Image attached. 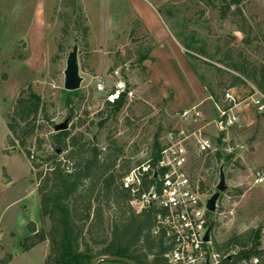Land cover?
<instances>
[{
  "label": "rangeland",
  "instance_id": "rangeland-1",
  "mask_svg": "<svg viewBox=\"0 0 264 264\" xmlns=\"http://www.w3.org/2000/svg\"><path fill=\"white\" fill-rule=\"evenodd\" d=\"M70 1L0 0V264L7 257L3 264H43L48 251L44 243L27 252L20 249L27 235L26 224L39 222L38 199L30 163L17 149L10 155L4 153L5 114L25 86L38 93L49 119L46 122L39 115L37 124L44 128L34 136L46 140L54 126L65 120L70 131L80 124L72 134L92 140L101 150L118 148L120 159L129 160L131 166L155 146L160 147L168 132H200L219 152L231 155L217 164L212 182L215 186L222 165L227 191L219 196L212 215L213 239L222 243L232 234L253 229L258 233L254 244L259 247L264 229V183H254V172L264 171V111L257 112L253 105L252 99L258 97L251 90L253 84L230 64L245 59L264 66V0L240 3L241 15L232 14L237 0H73L74 10ZM226 7L229 10L221 18ZM77 24L88 30L85 48L79 46ZM74 45L78 47L82 83L79 90L68 93L63 90V70ZM163 45L170 58L160 50ZM147 53L148 58L141 62ZM168 59L177 68L167 67ZM114 69L121 72L133 95L118 111H103L104 93L97 92L95 84L103 76L105 88H111L109 75ZM230 75L244 81L227 90L239 105L232 112L239 127L217 131L213 121L218 120L219 112L209 103L196 109L200 112L196 121L191 108L182 117V99L192 95L200 102L202 85L218 94L216 85L220 81L228 87ZM258 92L264 97V88ZM99 112H103L101 120L96 117ZM194 140L189 137L191 143ZM30 142L34 150V139ZM44 151L52 152L47 144ZM234 160L241 168H231ZM202 164L201 158L191 162L195 182L203 180ZM236 189L242 191L241 196L229 195Z\"/></svg>",
  "mask_w": 264,
  "mask_h": 264
},
{
  "label": "trees",
  "instance_id": "trees-1",
  "mask_svg": "<svg viewBox=\"0 0 264 264\" xmlns=\"http://www.w3.org/2000/svg\"><path fill=\"white\" fill-rule=\"evenodd\" d=\"M246 1L237 0L232 14H240L238 5ZM69 3L74 10V1ZM228 10L227 7L225 11L222 10L220 17L225 18ZM76 27L80 33L79 46L85 48L88 30L81 24ZM148 53L141 56V62L148 58ZM230 68L244 80L250 81L258 91L263 90L264 66H256L242 59L240 63H231ZM216 71L221 73L217 68ZM243 79L230 75L228 87L219 81L216 85L218 94L203 87L214 106L225 111L231 104L223 101L224 94L230 88L244 84ZM17 95L5 114L7 149L4 153L10 155L17 149L30 163L39 206V227L33 222L26 224L27 236L20 242L21 251L27 252L47 241L48 251L43 264H90L96 257H117L135 264H166L163 255L170 250L171 245L162 232H153L156 209L147 206L137 211L131 205L127 193L120 188L119 181L131 167L130 161L120 159L121 151L118 148L108 146L101 150L92 140L85 139L81 134H72L80 124L72 126L71 131L67 129L50 133L46 140L34 136L36 130L44 128L37 124L39 115L46 122L49 120L43 102L29 86L21 87ZM125 100L126 95L121 94L114 103L105 102L103 111H118ZM96 117L103 119V112H99ZM102 121L101 124L105 122ZM31 139H34V150H31ZM45 144L52 150L50 154L45 153ZM159 149L155 146L150 153L153 159ZM149 157L147 155L141 161ZM200 158L203 159L200 166L203 180L197 182L198 191L211 195L217 164L221 160H229L231 155L217 150ZM230 166L241 168L237 160L232 161ZM241 194L242 191L236 189L229 195ZM210 228L213 230V225ZM257 239L258 233L248 229L230 235L222 243L213 239V246L216 252L226 254L236 251L237 257L242 258L257 252L258 244H254ZM8 260V257L3 258L1 263Z\"/></svg>",
  "mask_w": 264,
  "mask_h": 264
},
{
  "label": "built area",
  "instance_id": "built-area-1",
  "mask_svg": "<svg viewBox=\"0 0 264 264\" xmlns=\"http://www.w3.org/2000/svg\"><path fill=\"white\" fill-rule=\"evenodd\" d=\"M109 78L112 81L109 89L104 86L103 76L95 84L96 91L104 93L105 102L114 103L121 94H125L126 99L132 97L133 93L127 90L118 69L112 70ZM251 90L259 97L253 98L252 102L257 112L261 113L264 111V103H261L264 97L255 87L251 86ZM223 101L231 107L225 111L218 109V120L213 124L220 133L238 122V117L232 113L237 105L228 92L224 94ZM188 113L184 111L182 117L185 118ZM197 117L199 112L195 111L193 121ZM191 136L195 138L194 143L189 141ZM216 151L211 141L200 132L187 135L183 130L171 131L166 134L155 159L149 154V159L132 165L119 181L120 188L127 193L137 211L147 206L156 209L153 232H162L171 245L163 255L166 264H264V229L257 252L248 257L238 258L236 251L226 254L216 252L212 230L208 241H203L206 231L213 225L212 215L216 211L210 213L206 210V200L211 195L199 193L197 182L193 181L191 162ZM254 183H264V171L254 172Z\"/></svg>",
  "mask_w": 264,
  "mask_h": 264
},
{
  "label": "water",
  "instance_id": "water-1",
  "mask_svg": "<svg viewBox=\"0 0 264 264\" xmlns=\"http://www.w3.org/2000/svg\"><path fill=\"white\" fill-rule=\"evenodd\" d=\"M78 47L74 45L71 52L67 55L65 61V68L63 70V90L66 92H74L80 89L82 83V77L79 75V64L77 60ZM67 120L57 124L53 128V132H61L67 130ZM58 153V151L56 152ZM218 180L214 186V192L206 200L205 208L208 212L214 213L216 211V202L221 194L227 191L225 174L223 172V166L220 165L218 168ZM211 228H209L203 238L204 242L208 241L209 233ZM101 262H121L123 264H135L129 260H121L117 257H96L92 259L90 264H99ZM207 264V263H206Z\"/></svg>",
  "mask_w": 264,
  "mask_h": 264
},
{
  "label": "crops",
  "instance_id": "crops-1",
  "mask_svg": "<svg viewBox=\"0 0 264 264\" xmlns=\"http://www.w3.org/2000/svg\"><path fill=\"white\" fill-rule=\"evenodd\" d=\"M173 41H175V42H172L173 43V45L175 46V45H177L178 46V48H176V52L179 54V56L183 59V57H185L184 56V54H183V51L181 50V48H180V46L177 44V42H176V40L174 39V37H173ZM176 47V46H175ZM160 50L161 51H164V53L166 54V56L168 57V58H170L171 57V55H170V52H169V50L166 48V46L165 45H163L162 47H160ZM186 59V58H185ZM185 61V60H184ZM187 61V60H186ZM168 63H169V65L168 64H166V62H161V65L162 66H164L165 64L167 65V67H169V68H171V66H173L174 68H177V66H176V64L172 61V60H169L168 59ZM154 66H156V60L155 61H153V63H152V67H154ZM168 72V71H167ZM161 76V75H160ZM196 83H197V80H196ZM202 90H203V92H202V96H203V99L200 101V102H197L196 101V99H195V97H193L192 95H191V97L190 98H185V100L184 99H182L181 100V102H183L182 103V109H184V111H188V108H191V109H193L194 111H196V109L199 107V106H201V105H203L204 103H209L210 105H212V107L214 108V109H216L217 110V108L214 106V104L212 103V101L209 99V97L207 96V94H206V92H205V90H204V87H203V85H202ZM239 107V105H237L236 107H234L233 108V110H232V112L234 111V109L236 108H238ZM197 112H199V111H197ZM200 113V112H199ZM193 116V115H192ZM192 120H193V118H192ZM236 127H239V125H236ZM35 225H36V227L38 228L39 227V222L38 223H36V222H34V221H32ZM27 236V235H26ZM25 236V237H26ZM45 245H48V242L47 241H45V242H43ZM38 246V245H37ZM47 253V252H46ZM46 253H45V255H46ZM45 255H44V257H45ZM104 262H101V263H99V264H103ZM113 263H120V264H123V263H121V262H113Z\"/></svg>",
  "mask_w": 264,
  "mask_h": 264
}]
</instances>
